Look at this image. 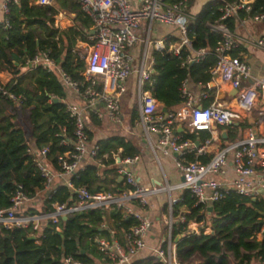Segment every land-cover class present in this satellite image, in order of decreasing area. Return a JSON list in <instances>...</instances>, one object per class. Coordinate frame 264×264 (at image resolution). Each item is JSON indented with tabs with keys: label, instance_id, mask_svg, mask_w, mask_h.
Masks as SVG:
<instances>
[{
	"label": "built area",
	"instance_id": "obj_1",
	"mask_svg": "<svg viewBox=\"0 0 264 264\" xmlns=\"http://www.w3.org/2000/svg\"><path fill=\"white\" fill-rule=\"evenodd\" d=\"M3 4L5 13L8 12V2ZM40 4H48L51 0H38ZM81 9L90 17L92 24L88 39L89 51L86 56L79 54L78 58L85 61V70L82 76L86 82L83 89L69 73L64 71L47 51L35 53L26 61L31 68L41 66L48 72L55 73L61 79L65 88L82 97L85 108L99 114V103H103L106 113L113 122H120V97L126 90V81L134 69L133 57L128 49L142 40L138 30L143 24L151 25L153 22L174 26L180 36V41L170 44L168 51L179 55L182 50L188 51L181 62L184 66L190 62L199 61L207 52L205 48L194 50L187 35L189 14L187 12L188 0H139L138 7H133L130 0H78ZM253 0H233L223 2L220 7L219 20L236 15L242 10L248 12ZM253 21H264V10L250 16ZM9 26L5 20V27ZM214 29L223 33V40L214 48L215 64L209 69L213 78H219L237 89L238 103L247 112L253 108L255 98L264 90V79H250V66L244 58L232 55L231 52L238 47L239 41L235 39L227 27L222 23L212 25ZM147 46L153 51L165 49V40L162 38L150 39L145 37ZM253 44L264 49V35L254 39ZM153 57L146 58L144 54L138 63V103L140 109V122L146 131L157 134V147L163 155L175 153V166L182 176V181L172 186L174 189L187 190L195 199V203L203 206L222 200L233 191L239 195L255 197L264 194V136L256 133L255 129L248 128L244 139L233 142L220 148L207 161L198 159L185 160L189 152L196 155L206 153L204 146H195L189 139H183L175 132L176 124L185 122L191 132L210 130L211 125L218 126L232 124L240 120L241 111L231 109L219 102L207 106H198L188 87V78L181 81L180 93L182 104L177 110L161 112L158 103L151 93ZM0 96L4 99L22 103L23 97L16 94L9 86L0 83ZM55 99V98H53ZM65 111L73 125L69 135L65 129L60 133V144L70 147L56 157V167L48 157L47 145L32 150L26 148V153L37 168L43 179V189L49 197L59 185L70 190V198L65 202H55L49 212L23 214L24 205L30 200L20 190L10 199L11 205L0 210V225L4 227H27L37 231L40 227L57 225L60 219L75 212L89 209H116L124 216L135 220L128 231L117 236L115 229H110L109 238L96 239L98 250L111 262L117 264H133L134 258L146 247V237L150 228V221L142 211L147 205L148 195L160 188L141 186L135 177L133 164L138 155L121 158L119 152L113 153L116 172L126 188L120 192L97 191L91 192L86 186H75L71 178L78 175L82 168L84 158H93L98 151L94 143L89 147V138L85 130L84 110L76 104L65 102ZM264 116V112H263ZM231 156V167L234 178L230 188H224L219 181L209 176H224L227 170L228 156ZM106 158V155H104ZM101 163V159H97ZM60 180V184L56 181ZM178 199H173L175 203ZM104 227V224H101ZM59 230V227L56 226ZM157 256L166 264H186L170 256L165 257L164 250L157 249ZM58 264H84L82 260L71 255L63 257Z\"/></svg>",
	"mask_w": 264,
	"mask_h": 264
},
{
	"label": "trees",
	"instance_id": "obj_2",
	"mask_svg": "<svg viewBox=\"0 0 264 264\" xmlns=\"http://www.w3.org/2000/svg\"><path fill=\"white\" fill-rule=\"evenodd\" d=\"M232 1L212 0L197 15H189L187 35L192 48L207 50L199 61L182 66L181 62L188 51L182 50L179 55L172 54L168 51L169 40L166 41L164 50L154 52L150 89L153 97L163 103L164 107L181 102L179 87L183 79L192 78L205 85L211 80L209 69L216 62L214 48L224 37L221 31L211 27L213 24L222 23L232 32L235 16H251L264 10V0H253L247 13L240 10L237 15L219 20L223 2ZM189 5L190 0L187 2V12ZM60 9L75 13L78 25L66 29L55 25L54 17ZM5 20L9 23L7 27ZM5 20L0 22V71L12 68L13 79L7 86L23 97L20 105L30 107V132L35 145L49 147L48 157L56 167L57 155L70 148L60 144V133L65 129L71 135L73 129L65 104L60 100L65 94L64 86L56 74L41 66L30 68L22 76L17 67L25 65L35 53L47 51L83 89L86 84L82 76L85 63L73 53L72 39L79 37L88 40L92 21L81 9L78 0H54L51 5L30 3V0L10 1ZM0 98L4 99L2 96ZM85 130L90 139L91 132L86 126ZM192 136L193 134H186L184 138ZM96 144L99 149L93 159L102 161L103 156L107 155L102 161L105 169L98 175L100 166L87 164L79 170L77 176L71 178L72 183L75 186H86L91 192L124 190L126 186L116 180L112 154L121 148L119 156L123 158L136 155L138 150L131 142L117 136L98 140ZM25 148L23 130L10 121L0 123V210L11 205L10 199L17 190L28 198H33L43 189V179L30 156L25 154ZM108 173L113 174L109 177ZM109 183L114 185V190L106 186ZM69 198L70 190L59 185L44 199L42 211L26 206L23 214L49 212L53 209V203L65 202ZM182 198L183 203L191 209L187 218L203 220L205 214L201 210L205 211V207L202 204L193 207L195 199L187 190ZM212 205L210 223L213 232L185 234L176 243L177 258L186 264H191L195 257L202 259V264H227L228 259L233 264H249L253 259L256 264H264V232L261 239L255 237L264 223V200H252L230 191L224 199L213 202ZM107 219H111L113 223L110 227L121 228L125 232L135 224L132 217L124 216L119 210L113 208L107 212L105 209L95 208L72 213L65 220L60 219L57 225L43 226L37 231L30 226L7 228L0 225V264H58L63 257L69 255L82 260L84 264H95V260L100 264H110V260L98 250L95 241L100 236L110 237L108 229L100 228L101 223ZM177 226L179 230L173 229L172 239L183 224ZM133 264L165 263L151 256L134 261Z\"/></svg>",
	"mask_w": 264,
	"mask_h": 264
},
{
	"label": "crops",
	"instance_id": "obj_3",
	"mask_svg": "<svg viewBox=\"0 0 264 264\" xmlns=\"http://www.w3.org/2000/svg\"><path fill=\"white\" fill-rule=\"evenodd\" d=\"M53 1L54 0H51L50 3L42 5H51L53 4ZM130 1L133 7H138L139 0ZM210 1L212 0H190L188 14L192 16L197 15L202 10L204 5ZM5 2L6 0H0V22L5 20L6 13L3 7ZM30 3L40 4L38 0H30ZM75 17V13L68 12L65 9H60L54 17L55 25H57L60 29H66L69 26L78 25ZM146 23L147 22H145L142 28L138 30V34L142 40H139L130 51L133 57L134 69L126 81V90L120 97V122L116 123L110 119L109 115L105 111L103 103L98 104L97 109L99 114L95 113V111L86 109L82 97L65 87V94L60 99L63 103H73L84 110L85 126L91 132L89 147H92L94 143H97V141L101 139L115 136L124 138L125 141L131 142L138 150V153L136 154L138 155V160L133 164V171L139 184L148 188L165 187L160 190L152 191L147 197L148 203L142 211L150 221V228L146 237V247L137 254L134 261L143 260L151 256L160 259L156 254V250L161 248L164 250L165 257L167 259L170 256H175V258H177L175 246L185 234L199 235L201 233L210 234L213 232L210 223L213 203L204 206L205 211L201 210V212L205 214L203 220L198 221L195 218H187L191 209L183 203L182 195L186 190L167 187L182 181V176L175 166V159H177L178 155L175 153L163 155L157 147V134L151 131H146L140 122L137 86L138 70H136V68L144 54H146L147 59L153 57L154 63L155 52L152 47L146 45L145 37L148 35L150 39L162 38L165 40V43L169 40V44L180 41L179 33L174 26L160 24L158 22H153L149 26V24ZM211 27L213 28V26ZM91 32L92 30L90 27L89 33ZM231 34L239 41L237 49L233 50L231 54L244 58L250 66V79H247L244 84H248L252 79H264V49L253 44L255 38L264 35V21H253L247 14L242 17L235 16V25ZM172 38H174L173 41ZM88 40H84L79 37H76L74 40L72 39V51L77 59L83 60L78 58L79 54L83 56L87 55L90 46V42ZM30 68V65L27 63L23 66L17 67L20 76L27 74ZM11 71L12 68L0 71V83L7 85L13 79ZM57 78L63 85L59 76H57ZM188 87L192 91L194 101L198 106H207L213 102H219L231 109L241 111L243 117L240 120L233 121L232 124L229 125L218 126L212 124L210 130H199L193 132L189 130L185 122H178L176 124L175 132L179 134L181 138L189 139L195 144V146H204L206 149V153L202 155H196L194 152L187 153L184 156L185 160H209L220 148L244 139L247 135L248 128H253L258 135L264 136V90H262L255 98L253 108L246 112L238 103L237 92H234V88L231 87L229 83L223 82L219 78H213L211 76V80L206 85L202 82H197L194 79L189 78ZM180 98L181 102L179 104L170 107H164L163 103L157 99L156 101L161 112H168L177 110L181 106V93ZM29 109L30 107H24L15 102L0 98V123L6 124L10 121L21 128L24 132L26 148L35 150L40 147L35 145V141L30 132ZM24 123L28 126V128L27 126L25 127L27 130L24 128ZM186 134H193V136L184 138ZM26 148L25 154L28 155L26 153ZM120 151L121 148H118L116 152ZM103 159L106 158L103 156ZM102 161L98 164L97 159L95 160L86 156L81 169L90 163H94L96 165L98 164V166H100L98 175H100L101 171L105 169L104 165H102ZM113 167L116 168L117 166L115 165ZM112 174L113 173H108V176L110 177ZM115 175L116 180L123 184L122 180L118 177L116 170ZM209 178L216 179L224 188L231 187L234 173L231 167L230 155L228 156V164L225 175L209 176ZM60 183V180L56 181V184ZM106 186L109 189L114 190L113 184L109 183ZM46 195V190H40L33 198H30V200L25 203L24 207L27 206L30 209L42 211ZM248 198H251L252 200H264V194ZM173 199H178V201L172 203ZM192 206L195 207L196 203ZM105 210L109 212L111 208H106ZM101 224H104V227L100 226V228L108 229V231L110 229H115L117 236H122L125 232L121 228L110 227V225H113L111 219H107V221ZM180 224H183L181 230L177 232L172 239L173 229L178 228L177 225ZM263 232L264 223L261 224L260 231L255 234L256 239H261ZM99 238L106 237H97V239ZM162 245H164L165 248H163ZM229 255L231 256V254ZM256 263L257 262L253 259L249 264ZM95 264L100 263L95 260ZM110 264L117 263L110 261ZM191 264H202V259L195 257ZM227 264H233V261L228 259Z\"/></svg>",
	"mask_w": 264,
	"mask_h": 264
},
{
	"label": "water",
	"instance_id": "obj_4",
	"mask_svg": "<svg viewBox=\"0 0 264 264\" xmlns=\"http://www.w3.org/2000/svg\"><path fill=\"white\" fill-rule=\"evenodd\" d=\"M93 32V31H92ZM234 92H237V89L236 88H234ZM54 101H58L57 99H54ZM183 179V178H182ZM67 217L65 216V217H63V219L65 220ZM31 238H33V237H31Z\"/></svg>",
	"mask_w": 264,
	"mask_h": 264
},
{
	"label": "rangeland",
	"instance_id": "obj_5",
	"mask_svg": "<svg viewBox=\"0 0 264 264\" xmlns=\"http://www.w3.org/2000/svg\"><path fill=\"white\" fill-rule=\"evenodd\" d=\"M132 48L128 49V51L130 52ZM27 125L24 123V128L26 127ZM28 128V126H27ZM27 128H25V130H27Z\"/></svg>",
	"mask_w": 264,
	"mask_h": 264
}]
</instances>
